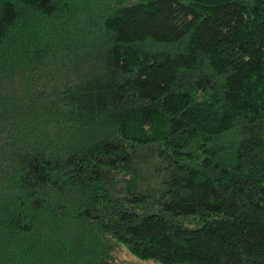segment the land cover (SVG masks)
<instances>
[{
  "label": "trees",
  "instance_id": "1",
  "mask_svg": "<svg viewBox=\"0 0 264 264\" xmlns=\"http://www.w3.org/2000/svg\"><path fill=\"white\" fill-rule=\"evenodd\" d=\"M264 264V0H0V264Z\"/></svg>",
  "mask_w": 264,
  "mask_h": 264
},
{
  "label": "rangeland",
  "instance_id": "2",
  "mask_svg": "<svg viewBox=\"0 0 264 264\" xmlns=\"http://www.w3.org/2000/svg\"><path fill=\"white\" fill-rule=\"evenodd\" d=\"M137 0H128V3H134ZM114 264H160L153 260L144 261L128 253L122 246H117L114 252Z\"/></svg>",
  "mask_w": 264,
  "mask_h": 264
}]
</instances>
